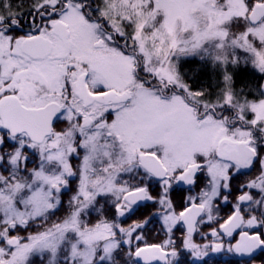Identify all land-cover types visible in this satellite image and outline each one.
Segmentation results:
<instances>
[{"label":"snow or ice","instance_id":"snow-or-ice-1","mask_svg":"<svg viewBox=\"0 0 264 264\" xmlns=\"http://www.w3.org/2000/svg\"><path fill=\"white\" fill-rule=\"evenodd\" d=\"M0 264H264V0H0Z\"/></svg>","mask_w":264,"mask_h":264},{"label":"flooded vegetation","instance_id":"flooded-vegetation-1","mask_svg":"<svg viewBox=\"0 0 264 264\" xmlns=\"http://www.w3.org/2000/svg\"><path fill=\"white\" fill-rule=\"evenodd\" d=\"M236 258L235 257H229V256H212L210 257V260L212 261H221V262H224V261H227V260H235Z\"/></svg>","mask_w":264,"mask_h":264}]
</instances>
